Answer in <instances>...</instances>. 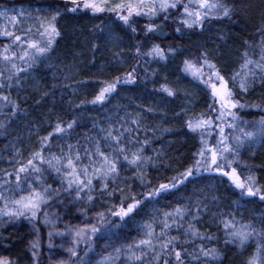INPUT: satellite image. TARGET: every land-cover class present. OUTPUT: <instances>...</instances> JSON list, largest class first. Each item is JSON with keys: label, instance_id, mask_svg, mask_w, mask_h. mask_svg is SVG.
I'll return each instance as SVG.
<instances>
[{"label": "snow or ice", "instance_id": "6c2138e0", "mask_svg": "<svg viewBox=\"0 0 264 264\" xmlns=\"http://www.w3.org/2000/svg\"><path fill=\"white\" fill-rule=\"evenodd\" d=\"M68 12L90 10L92 13H110L126 25L132 33H136L138 19H146L148 23L142 29L145 38L149 34L156 35L162 31L163 23L172 16L177 17L176 33L181 29H204L208 20L231 21L236 15L235 6L228 0H65ZM15 12V15H10ZM62 15L60 9L49 14L33 16L31 12L20 8L0 9V37L8 43L0 47V90L10 91L15 81L19 86L20 79L29 69L43 62L53 50L61 33L57 21ZM163 23H160V22ZM19 33V34H18ZM95 49V45L93 46ZM142 45H137L135 55L149 58L153 61H167L169 56H175L176 49L172 46L162 47L152 44L147 51H142ZM113 55L123 58V49ZM241 63L229 79L221 74V70L213 63L207 51L201 52L195 59H185L182 71L192 79L205 86L209 93L211 104L207 113H200L185 119V127L198 138L199 147L193 152L191 163L176 174L166 177V182L155 185L147 178V169L156 167V160L161 153L153 156L146 154L145 149L150 141L145 130L144 139H139L143 117L137 114L127 122H121L120 127L109 126L100 128L103 135L99 139L88 138L92 147L81 149L67 145L60 154L50 152V140L55 134L66 133L73 129L75 120L57 122L54 132L40 138L39 149L32 152L27 159L15 161L12 172L5 171L0 181V218L4 224L24 218L35 222L38 215L44 216V224L50 225L53 231L48 232L49 248H52V237L71 236V246L66 248L69 258L58 260L57 264H92L84 257L91 251V245L97 234L110 232L112 228L120 227L110 217L124 221L148 203L158 202L182 190L188 184H195L205 174L216 179L227 180L230 187L237 190L240 197L257 199L264 203V184L251 168L240 162L241 150L251 145L257 139L264 140V102L249 104L241 98L255 91L257 86L264 89V23L258 27L249 41L244 43V51L240 53ZM136 67H132L123 77L115 76L111 81L102 82V86L89 101L91 104H104L116 92L118 85L134 84L136 82ZM83 83V82H81ZM160 92L169 97L178 95V90L161 85ZM83 104V102H82ZM82 106V105H78ZM10 108L5 115H15L19 105L0 92V112ZM245 108L257 109L260 114L258 121H246L239 112ZM146 111L152 112L149 108ZM177 118L188 116L182 109ZM4 124L0 123V128ZM251 129V130H250ZM169 131V129H165ZM101 142H103V147ZM49 155L45 156V151ZM20 153L17 152V156ZM243 169V174L238 169ZM46 170L57 174V183L70 196L83 204L91 203L98 193L109 200L114 197L118 204H111L108 212H97L95 223H85L83 226L70 227L65 231L56 229L58 217H49L43 207L60 195L61 189H54L51 183L45 184L42 177ZM130 175L127 178L123 173ZM264 171V168L260 169ZM128 187H120V183ZM138 181L147 189L136 194L131 191L130 183ZM38 182V183H37ZM26 185V187H25ZM99 185V187H97ZM83 194V195H81ZM195 195V193H193ZM217 197L211 200L197 197L195 200H181L169 211L159 213L145 222L142 227V237L121 248H114L99 264H117L121 256L125 264H217L220 252L214 246L221 237L224 243L231 244L242 250L245 256L243 264H264V214L255 218L257 223L246 222L239 212H222L217 207L211 212L209 204H215ZM251 202V201H249ZM241 205L237 204V208ZM88 209L83 210L87 214ZM205 217L208 221H205ZM201 227L204 231H201ZM157 228L159 231L157 232ZM175 231L178 235H172ZM220 233L218 236L216 233ZM103 238V235H101ZM84 243L88 251L80 248ZM40 238L30 242L31 264H40ZM191 249V250H190ZM0 264H19V260L0 256Z\"/></svg>", "mask_w": 264, "mask_h": 264}, {"label": "trees", "instance_id": "16d2710c", "mask_svg": "<svg viewBox=\"0 0 264 264\" xmlns=\"http://www.w3.org/2000/svg\"><path fill=\"white\" fill-rule=\"evenodd\" d=\"M228 2L236 9V15L231 21L209 20L206 30L181 29L180 33H176L175 28L180 25L175 22V16H172V20L169 18L167 23L160 22L163 23L162 31L156 35L149 34L147 39L140 24L135 25L136 33H132L114 17L105 19L90 10L68 12L65 2H61L65 8L57 21L61 35L53 50L43 62L22 75L19 86L13 81L10 91L0 90L3 94L10 95L19 105L15 115H5L10 112V108H3L0 112V123L4 124L0 128V181L3 180L5 171L14 170L17 159L25 160L39 149L40 138L54 132L57 122L75 120L76 124L66 133L51 137L50 152L59 155L62 149L67 152V145H73L79 147L83 155L84 148L92 147L88 138L99 139L103 135L100 128H119L121 122H127V127L137 114L143 117L139 139H144L147 130L150 141L145 149L146 154L156 160L154 152L161 153L160 159L156 160V167L147 169V178L153 185L166 182L165 178L175 175L176 169L182 170L190 164L199 143L198 138L185 127V119L207 113L211 99L205 86L182 71L183 61L187 59L184 58V50L198 51L199 54L207 51L210 60L229 79L241 63L240 53L244 51L245 41H249L256 29L264 23V0ZM49 3L56 4L54 1ZM212 21L214 24L210 25ZM109 38L113 44L108 41ZM6 43L8 41L5 38H0V47ZM151 43L162 47L172 46L177 54L169 56L167 61H153L135 55L138 44L142 45V51H147ZM121 49L123 58L118 60L113 53ZM180 55L183 57L182 61H179ZM134 66V84L118 85L116 92L102 105L89 103L102 82L111 81L118 75L123 77ZM165 84L178 90V95L169 97L160 92L161 85ZM244 100L249 104L264 102V89L257 86L254 92L241 98V102ZM149 108L153 111H146ZM182 109L187 110L188 116L177 118L176 114ZM240 116L250 122L260 119L258 110L251 108L242 110ZM101 144L103 147V142ZM17 152L20 153L19 156ZM47 155L48 150L45 151V156ZM240 162L251 168L260 183L264 184V171L260 170L264 168V140L257 139L254 144L246 145L241 150ZM238 171L243 174L242 168ZM130 172L131 170L122 176L127 178ZM42 179L45 184L51 183L54 189H61L60 195L43 207L49 217H58L56 226L70 228L75 218L95 223L97 212L107 213L111 204L119 203L115 197L109 200L107 196L101 197L96 193L94 201L81 204L57 183L59 177L55 172L46 170ZM120 187L128 186L120 183ZM130 188L136 194L147 191L138 181L131 182ZM205 196L209 200L213 196L217 197L215 204H209L211 212H215L217 207L222 212H239L238 219L242 217L246 222L257 223L259 226L255 218L264 214V203L253 198L242 199L226 179H216L205 174L195 184H188L172 196L159 199L158 202L145 201L140 209L124 221L110 217L120 225L112 230L119 229L138 240L142 237L141 226L153 216L158 217L160 212L171 210L182 199H203ZM237 204L241 207L237 208ZM85 208L88 209L86 215L83 214ZM43 221L42 214L38 215L35 222L20 218L4 224L3 218H0V256L19 260V264H31L30 242L39 235L41 248L38 259L40 264H48V232L51 231V226ZM205 221H208L207 217ZM201 231H204L203 227ZM216 234L220 236V233ZM172 235L178 233L173 231ZM214 246L220 252L217 264H243L245 256L242 250L231 244L226 245L222 237ZM80 248L84 251L88 249L84 243L80 244ZM80 255L84 258L83 251Z\"/></svg>", "mask_w": 264, "mask_h": 264}, {"label": "rangeland", "instance_id": "374dc122", "mask_svg": "<svg viewBox=\"0 0 264 264\" xmlns=\"http://www.w3.org/2000/svg\"><path fill=\"white\" fill-rule=\"evenodd\" d=\"M50 1H54L56 4L52 5L49 3ZM61 2H65V0H0V9L3 8H15V9H26L33 16L40 15V14H49L54 12L55 9H60L61 13L64 11V7L62 6ZM66 4V2H65ZM66 7H70V4L65 5ZM15 12H11L10 15H15ZM100 16H104L105 19H109L110 17H114L117 20H119L115 14L110 13H97ZM177 19V17H175ZM170 20H172L170 18ZM209 21V20H208ZM208 21H205L204 23V29H207ZM118 23H123L122 21H117ZM172 22V21H170ZM148 23L146 19H138L136 24H140L141 27H144V25ZM214 24V21L210 23V25ZM124 25V24H123ZM126 26V25H125ZM212 29V26H210ZM183 29V28H182ZM19 34V33H18ZM3 38V37H0ZM110 43H114L111 38L108 39ZM151 41V40H150ZM150 41H147L150 42ZM153 43H151L152 45ZM185 56L184 58L187 59H195L199 57L198 51H192L190 49H185ZM179 61L183 60V57L180 55ZM180 65V64H179ZM239 115H241V111L239 112ZM250 122V121H249ZM251 130V129H250ZM3 207V201H0V208ZM73 214V213H71ZM85 223H88L87 221H81L78 218H75V221L73 223L72 227H79L83 226ZM57 230L65 231L67 228H63L61 226H56ZM51 231H53L51 227ZM101 235H103V238H101ZM71 236H53L52 237V245L53 247L50 248L48 251V264H57L58 260H67L69 258V254L66 251V248H61V245L71 246ZM135 241L132 237L128 236L126 233L124 234L119 229L111 230L110 232H104L102 234H99L93 241L91 245V251H88V256L84 257L85 260H91L92 264H99V262L103 259L104 256H106L108 253H112L114 248H121L126 246L129 243H132ZM117 264H125V257L121 256L120 259L117 261Z\"/></svg>", "mask_w": 264, "mask_h": 264}]
</instances>
